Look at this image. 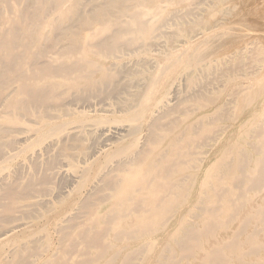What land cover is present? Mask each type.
I'll return each instance as SVG.
<instances>
[{
    "label": "bare ground",
    "instance_id": "1",
    "mask_svg": "<svg viewBox=\"0 0 264 264\" xmlns=\"http://www.w3.org/2000/svg\"><path fill=\"white\" fill-rule=\"evenodd\" d=\"M0 164V264H264V0H0Z\"/></svg>",
    "mask_w": 264,
    "mask_h": 264
},
{
    "label": "rangeland",
    "instance_id": "2",
    "mask_svg": "<svg viewBox=\"0 0 264 264\" xmlns=\"http://www.w3.org/2000/svg\"><path fill=\"white\" fill-rule=\"evenodd\" d=\"M158 40H161V41H163L161 38H158ZM161 41H160V43H161ZM151 52V53H150ZM147 51V53L145 52V53H143V54H141L140 55V57L141 58H144V56H145V58L144 59H146L147 61H150V58L152 59L151 61H154V62H152L151 63V61H150V64L151 65H154V63H155V58L158 56V51H155L154 50V52L153 51ZM146 54H148L149 56H147ZM155 56V57H154ZM102 57V59L104 58V59H106L104 56H100L99 58H101ZM151 72H153L154 73V71H151V70H149V68L145 71V73H144V75H147V76H150V75H152V73ZM160 95V92H158V96ZM101 98V97H100ZM155 98V97H154ZM153 98V99H154ZM92 101H94L93 103L95 104V103H97V101L99 100L100 101V103L98 102V105H97V107L100 109V108H103V109H108V108H110V110H115L116 109V105L117 104H119L118 103V101L117 100H115V101H113V100H111V99H104L105 101H106V104H107V102H108V104L109 105H112V106H109V105H106L104 102L103 103H101L102 101H101V99H91ZM74 102H71V103H73V105L71 104L70 106L71 107H73L74 109H79L80 108V106H79V102L77 103V102H75V100H73ZM153 101V100H152ZM151 101V102H152ZM115 102H117V103H115ZM75 103V104H74ZM113 103H115V104H113ZM160 104V103H162V102H160V100L158 101H156V98L154 99V102L152 103L153 104V108H157V104ZM100 104V105H99ZM106 106H105V105ZM101 105H103V106H101ZM101 106V107H100ZM118 106V105H117ZM119 107V106H118ZM109 110V109H108ZM109 110V111H110ZM98 113H100V114H98ZM98 113H91V114H93L92 116H90V115H87L86 117H84V116H78V115H70V116H68V117H66V118H61V119H58V121L57 122H59V121H62V120H64V119H74L75 120V122L74 123H72V124H70L71 126H74V125H76V124H79L80 122H81V120H85L86 122L85 123H88V124H91L92 122L91 121H93V120H90V118L91 117H93V118H95V116L98 114V115H104L105 114V116L107 117H101V116H99V118L100 119H102V121H100V122H97L96 124L94 123V121H93V123H94V127H96V126H100V124H102L103 123V121L105 120V122L104 123H107L108 124V126L109 125H111V126H114V125H118V126H126L127 127V125H133V124H138V123H141V122H144L143 120H135L134 119V117H138V116H132L131 114H129L128 112H125V117H124V112L123 113H118V112H108L107 114L106 113H104L103 114V111H102V113L101 112H98ZM113 113V114H112ZM116 113V114H115ZM118 113V114H117ZM129 114V115H128ZM114 115H117V116H114ZM78 116V117H77ZM110 116V117H109ZM120 116V117H119ZM65 117V116H64ZM80 117V118H79ZM115 117V118H114ZM119 117V118H118ZM75 118H77V119H75ZM99 118H97V119H99ZM112 120H111V119ZM4 118H2L1 120H3ZM80 119V120H79ZM5 120V122H6V118L4 119ZM107 120L109 121V122H107ZM25 122L27 121V120H24ZM23 121V124H22V122L21 123H19V124H16L17 126L18 125H20V127L22 126V128L23 127H27V129H29L30 127V129L29 130H25L24 128V130L23 131H19L18 133H15L19 138H27V135L30 133V132H32L33 133V131H32V129H33V127H34V124L33 123H31V122H29V121H27L26 123ZM88 121V122H87ZM113 121V122H112ZM135 121H137V122H135ZM112 122V123H111ZM117 122V123H116ZM131 122V123H130ZM148 122V121H147ZM92 123V124H93ZM104 123H103V125H102V127L101 128H103V127H106L107 126V124H105L104 125ZM111 123V124H110ZM120 123V124H119ZM32 124V125H31ZM69 125V126H70ZM96 125V126H95ZM19 127V126H18ZM100 127L98 128V129H100ZM97 128V127H96ZM20 129V128H19ZM98 129H97V132H98ZM113 129H115L114 127H113ZM31 133V134H32ZM145 131H142V132H140V134H139V136H138V144L140 143V142H142V140L144 139V136H145ZM56 135H53V137H55ZM28 137H31V139H30V142H32V144L27 148V151L26 152H24L23 153V155H27L28 153H30V152H32L33 150H36V148H38V149H42L44 146H45V144L51 139V138H49V139H45V140H42V142L40 141V140H37V141H35V139H38V137L37 136H35L34 134L32 135V136H30V135H28ZM140 137V138H139ZM102 139L103 138H100L99 139V142L97 143V145L96 146H98V144H100V141L102 142ZM33 141H34V143H33ZM44 141V142H43ZM21 142H24V141H21ZM38 144H37V143ZM46 142V143H45ZM44 143V144H43ZM96 144V143H95ZM141 144V143H140ZM44 145V146H43ZM34 146V147H33ZM39 146V147H38ZM42 148H41V147ZM32 149V150H31ZM29 150H31V151H29ZM201 150V149H200ZM23 155H21V156H19L17 159V161L16 160H13L12 162L13 163H8V164H5V165H7L9 168H10V170H12L13 169V167H14V170H15V166L20 162V160H23V158H24V156ZM202 155V153L200 154H198V156H201ZM15 161V162H14ZM19 161V162H18ZM60 163V162H59ZM62 163H60V164H57L53 169H51L50 171H51V173L52 174H56L55 175V178H53L52 179V185H53V190H54V193H59V191L61 190V192H63V191H68V190H70L71 189V187L73 186V174L72 175H70L71 173H70V171H72L73 169L67 164V166H65V163L63 162V165H61ZM82 165V163H80L79 162V165ZM0 166H1V164H0ZM13 166V167H12ZM8 167H6L5 169L3 168L0 172H3V173H0L1 175L2 174H4L5 172H7V170L9 171V168ZM14 170H12V171H14ZM55 170H57V172L55 171ZM53 171H54V173H53ZM72 173H74V172H72ZM59 175V176H58ZM65 176V177H64ZM54 177V176H53ZM72 177V178H71ZM54 180V181H53ZM67 181V182H66ZM56 182V183H55ZM59 182V183H58ZM92 183V182H91ZM101 182H99V184H100ZM60 184V185H59ZM61 188V189H60ZM88 189H90L89 187H88ZM57 190V191H56ZM103 192H110L109 190H104ZM85 193H87V190L85 191ZM84 193V194H85ZM48 198H53L52 196H50V197H48ZM112 200H110V201H108L107 203H106V205L109 203V202H111ZM67 207H64V208H61V209H58V211H57V213L56 212H54V216L55 217H53V218H55L54 220H57V219H59V218H64V217H66L67 215H69V214H71V215H73V213L76 211L75 209H71V208H69V211L67 212V213H65L64 214V209H66ZM41 220V221H40ZM43 218L41 219H39V220H37L39 223H40V225L43 223ZM14 225V224H16L15 222H13V223H9V224H7V226H12V225ZM52 224H54V222L52 223ZM42 226V225H41ZM41 226H39V227H41ZM35 227H38V225H36ZM52 227V228H51ZM41 229H45V227L43 228H41ZM49 229L52 231V234L54 233V231H53V225H50L49 226ZM19 231V229H17V231L16 232H18ZM43 231H45V230H41V232H43ZM10 234V233H9ZM11 234H15V232L14 233H11ZM41 234V233H40ZM10 236H12V235H9V236H7V238L8 237H10ZM54 236H55V233H54ZM6 238V237H5Z\"/></svg>",
    "mask_w": 264,
    "mask_h": 264
}]
</instances>
